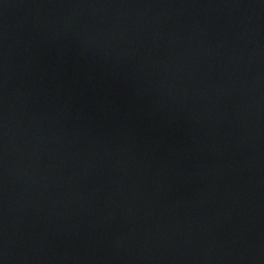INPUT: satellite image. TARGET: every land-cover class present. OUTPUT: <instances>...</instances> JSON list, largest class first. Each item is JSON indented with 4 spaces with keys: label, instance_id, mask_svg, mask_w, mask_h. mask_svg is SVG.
I'll list each match as a JSON object with an SVG mask.
<instances>
[{
    "label": "water",
    "instance_id": "obj_1",
    "mask_svg": "<svg viewBox=\"0 0 264 264\" xmlns=\"http://www.w3.org/2000/svg\"><path fill=\"white\" fill-rule=\"evenodd\" d=\"M0 264H264V0H0Z\"/></svg>",
    "mask_w": 264,
    "mask_h": 264
}]
</instances>
